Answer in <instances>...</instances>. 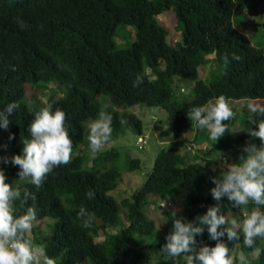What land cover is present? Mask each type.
I'll return each instance as SVG.
<instances>
[{
	"label": "trees",
	"instance_id": "1",
	"mask_svg": "<svg viewBox=\"0 0 264 264\" xmlns=\"http://www.w3.org/2000/svg\"><path fill=\"white\" fill-rule=\"evenodd\" d=\"M249 2L0 0V111L12 102L20 105L9 117L8 129L0 128V157L4 153L8 156L21 154L23 140L30 139L29 126L40 108L22 101L26 91L37 93L45 90L50 82L64 88L63 96L58 100L51 98L49 104L66 113V127L73 141L71 162L55 168L40 188L26 181L19 182L21 189L26 187L36 196L38 220H56L51 237H34L36 242L46 244L56 264H153L156 260H169L161 255L160 248L166 243L174 217L166 212V225L157 228L156 222L149 217L152 202L156 204L159 199L177 205L181 200L184 203L182 214L177 216L187 221L205 214L207 208L216 203L210 191L215 187L211 178L219 176L220 171L214 161L205 159L207 163L200 165L196 158L188 160L180 154L178 140L188 125L195 124L187 117L192 107L206 105L224 95L235 113L234 119L225 122L228 132L217 142L208 136L212 145L199 154L206 157L221 154L219 158L229 155L239 162L245 155V146L250 143L260 146L261 141L248 134V121L253 116L250 110L244 118V127L240 131L234 129L237 112H240L234 102L262 99L264 106V46L254 44L240 32L244 21L264 15V0L256 3L257 18L247 6ZM172 9L175 12L173 21L182 37L181 43L175 46L168 44L167 30L157 19ZM120 24L136 29V41L124 50H119L115 42ZM233 54L241 59L234 60ZM212 55L211 60L208 57ZM161 66L166 69L162 71ZM202 66H209L204 79L199 75ZM147 67L153 72L161 70L164 83L150 80ZM137 75L143 77V83L133 87ZM174 76L196 82L192 100L174 99L168 84ZM98 95L107 98L113 109L136 105L159 107L168 111L172 119L178 142L157 155L153 168L152 165L147 167L145 175L141 176V186L132 196L117 197L115 193L116 199L111 194L117 188L119 191L125 189L124 181L128 176L125 174L122 178L117 166L120 155L117 148L105 150L100 158L102 163L96 165H111L102 169L86 167L85 153L74 154L76 150L80 152L85 140L88 141L89 131L85 124L100 111L95 101ZM110 114L113 116L110 142L124 132V125L129 131L143 134V122L138 116L115 111ZM251 127L257 130V125ZM9 135L15 138L9 140ZM201 135L197 132L195 140H203ZM85 144L89 147V142ZM83 150L88 152L87 148ZM0 168L11 173L6 182L16 187L19 167L2 163ZM140 169L142 161L129 158L124 173L132 175ZM134 178L136 181L137 174ZM89 190L95 193L93 199L86 195ZM32 203L30 200L29 204ZM82 205L94 213L90 228L83 227L78 219ZM244 208H233L226 198L221 202L222 212L227 216L231 211L238 220L243 219ZM123 217L129 225L124 223ZM113 229L119 231L114 233ZM196 239L197 248L215 245L206 228ZM223 239L229 243L231 255L243 253L249 264H264V250L255 260L251 256L254 249L245 247L242 237L232 242L227 241L226 235ZM156 255L161 258L153 259Z\"/></svg>",
	"mask_w": 264,
	"mask_h": 264
},
{
	"label": "clouds",
	"instance_id": "2",
	"mask_svg": "<svg viewBox=\"0 0 264 264\" xmlns=\"http://www.w3.org/2000/svg\"><path fill=\"white\" fill-rule=\"evenodd\" d=\"M160 17L161 15L157 18ZM170 18L172 22L174 15ZM161 25L163 26V24ZM241 29L240 32H242ZM168 35L167 30L169 45L175 46L181 43V34L178 35L181 37L180 40L175 41V44L171 43L172 39L169 40ZM208 58L212 60L214 56ZM233 59L239 61L241 57L233 54ZM224 62L227 65V56H225ZM165 69L161 66L162 71ZM161 70L153 72L151 67L146 68L150 80H160L164 83L165 78ZM207 74L203 77L200 76V78L204 79ZM176 77L182 78L174 76L168 82L170 87ZM142 83L143 77L137 75L133 81V87H139ZM260 100L263 101L262 99L248 100L247 109L253 113L248 121L250 125L248 134L258 138L261 144L257 146L255 143H250L245 146L243 149L245 155L239 158V162H236V159L229 155L217 158L216 154L211 157L199 154L200 151L208 150L210 145L207 146V142H210L208 139L195 140L197 132L203 134L209 131V138L214 142H217L220 137L228 132V126L225 122L234 119L235 113L227 97L219 95L214 102L209 101L206 105L192 107L187 112L188 119L195 124L188 125L183 130L182 136L184 131L191 126H194L196 130L191 142L185 145L180 144V154L187 157L188 160L196 158L200 165L207 163L205 159L208 162L214 161L215 166L220 170V175L211 178L215 187L211 188L210 191L216 203L209 206L205 214H198L199 216L193 221H187L184 217L177 216V214H182L184 203L181 200L177 202V205L172 202H161L160 207H158L152 202L153 208L151 209V205L149 206V212H155L158 209L165 210L166 204L177 208V211L174 210L171 213L174 217L172 229L165 238L166 243L160 248L161 255L167 257L171 264H180L183 261L184 264H237V261L239 264H249L243 253L238 256L230 254L229 243L223 239L225 235L228 242L239 241L242 237L244 246L254 249L255 252L251 256L255 260L264 250V106L252 105L255 101ZM243 102L238 101L234 104L241 110ZM19 107V103L12 102L0 111V128L8 129L9 117ZM238 115L239 112L236 116ZM257 116L260 119H257ZM253 124L257 125V130L251 127ZM112 125L113 116L105 110L99 111L96 118L87 122L89 147L84 143L81 145L80 151L87 148L94 163L100 162L105 150H110L104 149V147L111 140ZM198 128L204 129V132H200ZM29 132L31 134L30 139L23 140L21 154L13 155L10 158L0 157V161L4 164L10 162L19 167V179L16 187L6 182L7 177L3 168H0V264H56V260L49 256L46 244L36 242L33 239V229L38 222L37 209L34 203L36 196L26 187L21 189L19 182L26 181L28 184L40 188L55 168L68 165L71 162L73 141L66 127V113L61 108L54 109L51 104L41 107L34 113ZM14 138V135H9V140ZM145 144L146 140L139 137L137 145L144 148ZM86 195L88 199L95 197V193L91 190ZM225 198L233 208L245 207L242 220L233 217L231 211L227 213V216L222 212L221 202ZM30 200L33 202L32 204H29ZM248 207L251 211H247ZM77 216L85 228H90L95 218L94 213L83 205L79 208ZM167 217L164 225H166ZM156 225H158L157 222ZM159 227L164 228L163 226ZM205 228L209 234V239L215 241V245L208 246L205 244L197 248L196 237L202 236ZM181 257L183 258L179 260Z\"/></svg>",
	"mask_w": 264,
	"mask_h": 264
},
{
	"label": "rangeland",
	"instance_id": "3",
	"mask_svg": "<svg viewBox=\"0 0 264 264\" xmlns=\"http://www.w3.org/2000/svg\"><path fill=\"white\" fill-rule=\"evenodd\" d=\"M259 0H250V2L247 4L248 7H251L253 9V14L257 18L258 15V8L256 6V3ZM264 13V11H263ZM174 10H170L168 12H165L161 15L160 18H157L161 24L168 30L169 35L168 39H172L171 43L175 44V41H179L181 37L180 31L176 28L175 21L172 20L170 16L174 15ZM258 22H260V26H258ZM264 15L257 19L250 20L249 22L244 21V27H242L241 31L242 33L246 34L254 44L261 43L264 46ZM179 35V36H178ZM136 41V31L132 26L120 24L117 26L116 30V36H115V42L116 47L119 50L128 49L132 46V44ZM200 76H204L205 74L209 73V66H203L200 68ZM195 85L196 82L193 80H186V79H180L178 77L174 78L171 88L173 90V97L175 100L180 101H190L194 98L195 94ZM64 88L59 85V83L56 82H50L47 85V88L45 90H38L37 93L31 94L26 91V95L23 98V102L27 104H31L33 106H36L38 108H41L47 104H49V100L51 98L57 99L63 96ZM95 101L98 102L100 106V111L105 110L108 113H111L113 111L118 112L119 114L124 113H131L136 116H138L142 122H143V134L139 135L136 134L133 131H129L125 125H124V132L120 134V136L116 137L113 142L108 143L104 149H111L114 147H117L120 151L119 155V161L117 163V166L121 169V174H123L122 178L125 174H128V176L125 177L124 181V190L119 191V188L115 189L111 194L117 199V197L126 195V196H132L137 189L141 186V176L145 175L147 171V167L152 165L151 169L153 168V164L157 158V155L164 149L168 148L169 146L176 144V138L173 131V122L170 117V114L168 111L163 110L159 107H147L145 105H136L134 107L128 108V109H113L109 107V102L107 98H105L102 95H98L95 97ZM241 105V104H240ZM252 105H259L263 106V103L261 101H255ZM249 114V111L247 109V101L243 102V107L241 108L239 115L237 117V120L234 124V129H237V131H240L244 127V118L245 116ZM86 129L87 123L85 124ZM196 128L194 126L189 127L184 131V135L179 140L180 144L185 145L192 141L194 132ZM209 131H206L201 135V138L208 139ZM139 137H143L146 140V144L144 145V148H140L137 145V140ZM88 143L87 140L84 141V143ZM212 145V143L207 142V146ZM82 148H85V146H82ZM10 152V147L8 149ZM6 150V151H7ZM75 154H82L85 153L87 155V163L86 167L88 168H96V169H102L109 167L111 164H102V165H96L101 164L102 162L94 163V160L89 155L90 151H88L87 154L85 150H81L80 152L78 150L74 151ZM221 154L215 155L217 158L220 157ZM2 157H12L8 156V154H3ZM129 158L133 159H139L142 161V169L137 170L136 172H132L130 175L129 173H124V166L127 164V160ZM215 159V157H213ZM232 159V158H228ZM3 162L0 161V165ZM10 163V162H9ZM220 171V170H219ZM6 177H10V172H4ZM137 174L136 181L134 180V176ZM145 182V180H144ZM143 182V183H144ZM143 185V184H142ZM117 194V197L115 195ZM150 200H153L152 197H150ZM152 202V201H151ZM156 204L158 207H160L161 202L159 199H157ZM150 208L152 209L153 206L151 205ZM176 210L174 206H170L166 204L165 210L158 209L155 212L150 211L149 216L157 222V228H160L159 226H163L166 221V212L172 213V211ZM247 211H251L250 207L247 208ZM124 223L127 225L128 222L126 221L125 217H123ZM56 220L52 218H45L43 220H38L36 227L34 228V235L45 236L47 238L52 236V233L54 232V227L56 225ZM121 227V224L118 226ZM112 230V229H111ZM116 230V229H113ZM119 231V230H118ZM116 230L117 233L118 232ZM113 233V232H112ZM153 239V237H151ZM149 241V240H148ZM160 257L159 255L154 256L153 259ZM161 258V257H160ZM165 258V257H164ZM183 257L179 258L181 260ZM163 259V258H162ZM153 264H170L169 260H163L159 261L156 260L153 262Z\"/></svg>",
	"mask_w": 264,
	"mask_h": 264
}]
</instances>
